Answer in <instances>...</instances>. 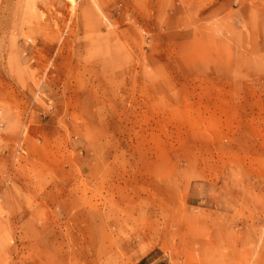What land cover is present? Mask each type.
<instances>
[{
  "label": "rangeland",
  "instance_id": "1",
  "mask_svg": "<svg viewBox=\"0 0 264 264\" xmlns=\"http://www.w3.org/2000/svg\"><path fill=\"white\" fill-rule=\"evenodd\" d=\"M0 264H264V0H0Z\"/></svg>",
  "mask_w": 264,
  "mask_h": 264
},
{
  "label": "bare ground",
  "instance_id": "2",
  "mask_svg": "<svg viewBox=\"0 0 264 264\" xmlns=\"http://www.w3.org/2000/svg\"><path fill=\"white\" fill-rule=\"evenodd\" d=\"M49 1V0H48ZM69 1V0H68ZM50 3V2H49ZM53 5V4H52ZM66 6V5H65Z\"/></svg>",
  "mask_w": 264,
  "mask_h": 264
}]
</instances>
